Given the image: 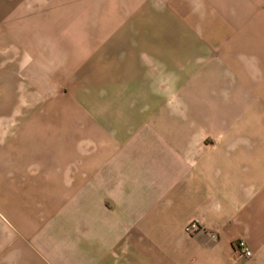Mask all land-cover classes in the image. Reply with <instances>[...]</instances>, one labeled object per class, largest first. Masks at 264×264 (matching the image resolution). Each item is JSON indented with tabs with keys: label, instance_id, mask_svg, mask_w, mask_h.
<instances>
[{
	"label": "crops",
	"instance_id": "crops-1",
	"mask_svg": "<svg viewBox=\"0 0 264 264\" xmlns=\"http://www.w3.org/2000/svg\"><path fill=\"white\" fill-rule=\"evenodd\" d=\"M8 2L0 264H264V2Z\"/></svg>",
	"mask_w": 264,
	"mask_h": 264
},
{
	"label": "rangeland",
	"instance_id": "rangeland-1",
	"mask_svg": "<svg viewBox=\"0 0 264 264\" xmlns=\"http://www.w3.org/2000/svg\"><path fill=\"white\" fill-rule=\"evenodd\" d=\"M6 1L8 2V0H1L0 4H6ZM12 1H14L15 4H19L20 7L25 6V10H29L28 12H31L32 18L41 16L47 21H61L69 20L67 17H69L70 14L69 12L65 11L69 10L68 8L71 6L74 0H9L10 3ZM262 2H264V0H262ZM34 12L36 13L34 14ZM62 30L65 31L64 29Z\"/></svg>",
	"mask_w": 264,
	"mask_h": 264
},
{
	"label": "built area",
	"instance_id": "built-area-1",
	"mask_svg": "<svg viewBox=\"0 0 264 264\" xmlns=\"http://www.w3.org/2000/svg\"><path fill=\"white\" fill-rule=\"evenodd\" d=\"M198 228L199 224L196 220H193L186 226V230L188 232H192L193 230H197ZM234 247L236 248V251L239 252L241 255H244L246 257H251L253 255L251 248L244 240H236L234 242Z\"/></svg>",
	"mask_w": 264,
	"mask_h": 264
}]
</instances>
